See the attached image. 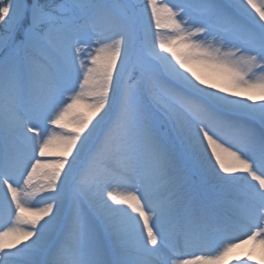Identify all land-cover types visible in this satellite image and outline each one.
I'll return each mask as SVG.
<instances>
[{"label": "snow or ice", "instance_id": "1", "mask_svg": "<svg viewBox=\"0 0 264 264\" xmlns=\"http://www.w3.org/2000/svg\"><path fill=\"white\" fill-rule=\"evenodd\" d=\"M0 222V264H264V0H0Z\"/></svg>", "mask_w": 264, "mask_h": 264}, {"label": "bare ground", "instance_id": "2", "mask_svg": "<svg viewBox=\"0 0 264 264\" xmlns=\"http://www.w3.org/2000/svg\"><path fill=\"white\" fill-rule=\"evenodd\" d=\"M169 2H171V0H169ZM0 224H2V222H0ZM247 249H240L239 251H246Z\"/></svg>", "mask_w": 264, "mask_h": 264}]
</instances>
